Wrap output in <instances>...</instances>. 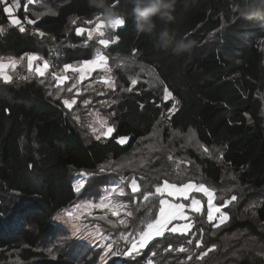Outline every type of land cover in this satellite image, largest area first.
Here are the masks:
<instances>
[{"label":"trees","instance_id":"obj_1","mask_svg":"<svg viewBox=\"0 0 264 264\" xmlns=\"http://www.w3.org/2000/svg\"><path fill=\"white\" fill-rule=\"evenodd\" d=\"M38 2L50 6L53 12L41 15L37 25L27 26L25 33L10 26L0 13V26L5 29L0 34V54L20 56L37 52L39 42L32 34L36 27L55 42L65 44L69 39L65 32L72 18L105 16L103 9L89 7L88 0ZM238 2L189 0L185 8L183 0H177L172 20L157 18V32L167 26L177 39L183 37L193 42L191 51L180 55L171 49H160L152 37L136 31L132 0H119L111 7L114 18L126 19L125 26L105 31L111 39L119 36L106 49L108 54L131 56L152 68L177 101L176 111L166 120L162 146L168 142V131L191 130L200 144L221 150L220 162L202 158L192 149L184 153L172 151L170 146L165 151L147 153L144 149L138 154L140 141L152 135L171 108L170 102L162 103L156 93L141 85L118 97L112 118L113 134L105 140L89 142L84 141L68 113L46 95L40 84L30 81L8 85L4 94L0 92V264H8L7 254L14 253L21 256L22 264H78L84 255V264H92L93 260L96 264H115L113 260L99 263V252L82 242L68 248L74 241L60 240L65 232L52 226V218L78 197L69 177L72 169L94 173L104 168L107 178L135 176L144 191H154V186L165 179L181 185L197 183L200 177L214 185L217 203L221 198L238 195L233 190L236 185L243 191L257 192L255 198H244L255 202L258 219L264 221V118L260 99L264 93V49L260 43L264 39V15L254 19L241 17L234 11ZM108 4L111 6L113 0H108ZM35 10L42 8H36L35 3L30 5L28 14L32 18L37 16ZM20 15L22 18L23 10ZM82 42V38L71 35L68 44ZM43 54L47 51L43 50ZM92 56L90 46L64 47L51 59V64L72 63ZM116 75L130 86L121 72ZM125 136L127 142L119 143V138ZM131 154L135 156L131 169L122 170L116 164L105 168L106 163ZM181 154L198 167L197 175L187 171L178 177L177 171L170 172L169 157ZM152 203L158 201L149 202ZM132 210L133 225L139 224L137 217L147 220L143 211L135 213V206ZM224 210L231 219L220 229H213L204 217L193 214V231L202 226L205 246L216 245V250L199 264H264V227L259 228L249 217L240 219L241 211L234 213L233 204ZM96 222L113 235L120 231L105 221ZM212 232L216 234L211 235ZM183 242L184 237L169 234L153 241L149 248L157 253L152 258L154 264H198L186 261L191 245H185L190 249L187 254L165 251L169 243L179 247ZM48 243L58 252H46ZM114 246L121 250L125 247L123 241ZM121 263L134 264L125 257Z\"/></svg>","mask_w":264,"mask_h":264},{"label":"snow or ice","instance_id":"obj_2","mask_svg":"<svg viewBox=\"0 0 264 264\" xmlns=\"http://www.w3.org/2000/svg\"><path fill=\"white\" fill-rule=\"evenodd\" d=\"M119 0H113L111 7H115ZM35 0H0V13H2L7 19L8 24L18 29L20 33H25L27 26L37 25L40 15L32 18L29 13V6L33 5ZM23 10L24 15L21 18L20 12ZM235 11V9H234ZM55 13H53L54 15ZM43 15V14H41ZM102 14L95 16L94 27H76V36H85L86 39L80 45H69L70 47H88L94 40V36L99 37L95 43L99 47L94 48V54L92 58L78 60L75 63H64L59 71L55 70V65L51 64L47 58L42 57L36 52L23 53L19 58L12 57L8 61H4L0 58V82L11 83L13 76L6 73V69L15 70L20 61L25 58L27 60V70L29 72H35L41 78L50 76L52 78V87L57 91H67L72 93L70 98H64L61 103L69 111H72L74 106L78 103V98L82 95L80 85L84 81L93 78V73H98V78H95V83L104 85L107 89L115 91L117 87L116 80L111 75L113 68L109 66V56L105 54L103 49H108L111 44L119 40V36L113 39L104 38L105 32L102 30L107 26L115 30L118 27L122 28L126 24V19L122 16H118L115 19H109L107 22L103 20ZM77 19L72 20L73 24L77 23ZM87 25H93V19L84 21ZM224 26L221 25V28ZM5 29L0 26V34H3ZM33 35L39 37H45L46 33L40 30L38 27L34 28ZM135 51V50H134ZM56 55H59V51H56ZM69 72L72 75H69ZM27 79V77H24ZM71 81L70 86L68 82ZM138 80L132 78L130 80V87L121 88V91L131 92L133 87L136 86ZM87 90V89H85ZM95 91V89H93ZM98 95H104V92L97 93ZM52 95V93H49ZM172 92L167 87L163 90L162 103L168 102L172 99ZM59 99V97H58ZM85 108H87L92 102L91 100L84 99L80 101ZM158 107L160 105H157ZM143 107V105H141ZM176 103L172 104V107L168 109V113H174L176 111ZM163 115V113H162ZM97 118L102 124L106 125L107 121L97 113ZM79 120V117H74ZM95 132L96 129L93 128ZM114 128L107 127V130L102 135L110 136ZM100 137L97 136V139ZM128 137H120L118 142L121 144L126 143ZM204 151L208 149L205 147ZM171 159V156L169 157ZM31 168L32 165H29ZM104 168L100 169L103 173ZM93 173L79 174L80 180L78 186L75 188L77 193L86 187H90V178ZM125 186L130 188V194L126 192ZM196 193L202 194L200 197L195 195ZM130 195L128 201L115 199V197H124ZM206 198V199H205ZM238 200L236 195H232L229 199H220V202H216L215 189L209 188L204 184H197L194 182H188L181 185L176 183H170L167 179L163 180L154 186V191H144L138 180L133 176L130 180L126 177H121L120 181L111 188H105L103 194L100 195L98 200L88 199L83 202H77L72 207L74 211H66L65 215L68 217V222L71 225L72 236L79 238L81 235L91 240V246L93 250H99L103 255L110 256H122L129 259L134 264H154L153 257L156 256V252L149 248L157 238L165 237L169 235H179L184 237V242L179 247H174L172 243H169L166 252H177L187 254L190 252L189 247L185 245H191V254L186 255V261L202 262L209 255V253L216 250V245L205 246L203 240L204 228L201 226L196 231V221L193 218V214L202 216L205 221L211 225L213 229H220L221 226L226 225L231 217L228 211L224 209L229 208L234 202ZM150 201H158V203L149 204ZM130 205L135 206V213L144 212L147 220L140 219L138 225L131 223L134 217V211L130 210ZM146 206V207H145ZM250 207H255L251 205ZM75 210H80L79 214ZM102 213V214H97ZM23 214H21L22 216ZM111 217V218H110ZM19 218V217H18ZM115 218V219H112ZM95 221H106L107 224L113 229H120L116 235H113L111 231H105L99 223ZM54 228H59L57 224L52 225ZM212 232L211 235H215ZM120 241L124 242V249L114 248ZM27 247V245H25ZM148 249V253L145 250ZM200 249L199 252L195 251ZM49 254H53V250L49 248L47 250ZM92 264H96L93 260ZM180 264H185V261H180Z\"/></svg>","mask_w":264,"mask_h":264},{"label":"rangeland","instance_id":"obj_3","mask_svg":"<svg viewBox=\"0 0 264 264\" xmlns=\"http://www.w3.org/2000/svg\"><path fill=\"white\" fill-rule=\"evenodd\" d=\"M35 4H36V8H38V9L42 8V10H40L38 12H37V10H35V14L37 16L38 15L41 16V14H43V15L44 14H51L53 12L52 8L48 5H46L44 2H43V4H41L38 2V0H35ZM95 16H93L91 18L94 21L93 25L85 24L84 23L85 20H83V19L82 20L78 19L77 23L73 24L72 20H74L75 18H72L70 20L69 27L65 32L66 36L69 38V39L65 40V44H63L61 42H55V39H53L52 37H49L47 35H45V37H43V38L36 35L38 42H39V46H38L39 50L36 53H38L39 55H41L44 58H47L51 63V61H52L51 59H55V55H56L57 50L60 52L63 50L64 47H70L69 46L70 44H68V43H70L71 35L76 36V34H75V28L76 27H85V28L94 27V24L96 22ZM101 18L103 20H105V22H107V20L105 19V16H102ZM112 19H115V18L112 17ZM109 28L110 27H108L107 23H106L105 28L102 30L105 32ZM76 37L82 38L84 40V39H86V34H85V36H76ZM98 38L99 37L94 36L93 42H91L89 45L93 49V54H94V48L99 47V45H97L95 43V41ZM104 38L111 39L109 37H106V35ZM263 41H264V39L261 40L260 43H261L262 48L264 49ZM43 50L47 51L46 55L43 54ZM101 50L104 51L105 54H107L109 56V66L113 68V72L111 75L114 77V79L116 80V83H117L116 90L111 91V90L107 89L104 85H102L100 83H95L94 80H95V78H98V73H93V78H90L89 80L84 81L83 84L80 85L82 95L78 98V103L76 106H74L72 111H69L61 103L62 99L70 98L72 96V93H68L67 91H62V92L57 91L54 87H52V78L50 76H46L45 78H41L38 75H36L34 71L29 72L27 70L26 58L23 61L19 62L18 66L15 70H12V69H6L5 70L7 74H10L13 76V81L11 83L0 82V92L4 94L5 88L8 85H16L17 86V85H20L22 83L34 81L35 83H38L43 87L46 95L52 101H54L57 105H59L62 109H64L68 113L70 120L72 121L73 125L79 130V132L82 135L85 142H89L92 140H105L113 134V132H112V134L110 136L102 135V133L107 130L108 126L112 127V118L114 116V106L118 100V97L120 96L121 93L127 92V91H121V88H127V87L131 86V85L126 86L123 82H121L117 78V75H116L117 71L121 72L124 75V77L127 79L129 84H130V80L132 78H136L138 80L137 85H141V86L145 87L146 89L152 90L154 93H156V95L161 100H162V96H163L164 86L162 85V83L160 82V80L158 79V77L156 76V74L152 68H150V67H148L142 63L137 62L133 57H131V56H120V55H110L107 53L106 49L101 48ZM20 56H13L11 54H0V58H3L4 61H8L12 57L19 58ZM57 62H61V61H57ZM75 62H72V63H75ZM54 65H55V70H57V71H59V69H61L63 66V64H59V63L54 64ZM69 75H72V73L69 72ZM24 77H27V79H25ZM70 84H71V81L68 82L69 86H70ZM85 89H87V90H85ZM93 89H95V91ZM99 92H104L105 94L104 95H98L97 93H99ZM49 93H52V95H49ZM58 97H59V99H58ZM84 99L91 100V102H92L87 108H85L83 106V104L80 102ZM260 99L262 101L263 118H264V93H262L260 95ZM168 102H170L171 107H172L173 103H176V105L178 106L177 101L174 98L170 99ZM97 113H99L100 117H103L104 119H106V121H107L106 125L102 124L101 121L97 118ZM169 115L170 114L167 111L165 113V116L157 124L152 135L148 139L140 141V146L136 148V151L138 154L140 153V151H142L144 149L147 150V153H152L154 151H159V150L165 151L166 147L170 146L172 151H179V152L184 153L185 150L192 149L194 152H196L202 158H212V159L220 162L221 150L217 149V148H207L208 151L205 152L204 151L205 146H203L202 144H200L198 142L196 136L194 135V133L191 130L184 132V133L179 132V131H168L167 132V136H168L167 141L168 142H167L166 146H162L163 132L165 131L164 126L166 125V120H167ZM74 117H79V120L74 119ZM93 128L96 129L95 132L93 131ZM97 136H99L100 138L97 139ZM133 158H135V156L133 154H131V155L127 156L126 158L121 159L120 161L108 162V163H106L107 165L105 168L109 167V165H111V164H116V166L122 170L131 169L132 168L131 163L133 161ZM143 158L147 159L145 157H143ZM169 163L171 164L170 172L177 171V174H175V176L180 177L184 172L188 173L189 171L191 173H194V175H197L198 167L185 154H181V156H177L173 159L172 158L169 159ZM163 167H165V166H163ZM81 172L93 173V172H88V171H83V170L72 169L70 171L69 177H70V181L72 183L74 190L78 186V183L80 180L79 174ZM111 173H113V172H111ZM93 174L94 175L90 178V187H86L85 189L81 190V192H79V193H77L75 191L77 193L78 197L74 201V203L72 205H70L69 207L64 208L61 211H59L52 218V223L59 225L60 226L59 228L63 229V231L65 232V234L63 236H61L60 240H65V241L72 240V241H74L69 246H67L68 248L73 246L74 243L76 244L77 241L79 243L82 242L87 246H90V247H92V246H91V240L88 239L87 237H85L83 235H81L79 238L72 236L73 229L71 228V225L68 222V217L65 215V212L66 211H74L72 206L77 202H83L84 200H88V199L98 200L100 195L103 194V191L105 188H111V187L115 186L116 183H118L120 181V178L122 177V176H120V177H109V178H107L106 175H108V172L104 171L103 173H101L100 169L97 172H94ZM132 177L133 176L129 177L128 179L130 180ZM197 179H198L197 184L202 183L205 186L214 189V185L211 182H209L205 179L203 180L200 177H198ZM125 190L127 193L130 194V192H131L130 188H127V186H125ZM233 190L238 191V195H236L238 197V200L233 203L234 213H236L237 211H241L240 212V217H241L240 219H244L245 217H249L250 220L254 224H256V226H258L259 228L261 226L264 227V221L260 222V220L258 219L256 206L254 204L255 202H252V200H247L248 198L247 199L244 198V196H247V195H251L252 198H255L254 196L257 195V192L251 191V190L243 191L242 188H239L236 185H233ZM195 195L200 197L202 194L196 193ZM257 198H259V196H257ZM115 199L128 201L130 199V195H126L124 197H115ZM247 201H249L250 203ZM251 205H254L255 207H250ZM132 207L133 206L130 205V210H132ZM75 211L77 214H79L80 210H75ZM97 214L99 215L102 213H97ZM112 219H115V218H112ZM95 223H97V222L95 221ZM46 241H48V240H46ZM49 248H51L53 251L55 250L58 252V249L53 248L48 243V246L46 248V252ZM114 248H115V246H114ZM97 251L99 252V256H98V262L99 263H101V262L105 263V262L113 260V261H115V264H122L121 263V259L123 258L122 256H119V255L118 256L103 255L100 253L99 250H97ZM7 255L9 257V261H8L9 263L8 264H22L23 259L18 254L14 253V254H7ZM79 259L80 260H78V264H79V262H81V264H84L85 263L84 261L87 260V257H85V255H84V256H80Z\"/></svg>","mask_w":264,"mask_h":264},{"label":"clouds","instance_id":"obj_4","mask_svg":"<svg viewBox=\"0 0 264 264\" xmlns=\"http://www.w3.org/2000/svg\"><path fill=\"white\" fill-rule=\"evenodd\" d=\"M188 3L189 0H183L185 8L188 7ZM132 4L134 27L138 33L152 37L157 47L162 50L171 49L176 55L191 51L193 42L183 37L177 39L175 33L167 26L157 32L156 19L172 20L177 0H132ZM88 5L103 9L106 20L112 19L115 15L108 0H88ZM234 8L241 17L259 18L264 15V0H239L234 4Z\"/></svg>","mask_w":264,"mask_h":264}]
</instances>
